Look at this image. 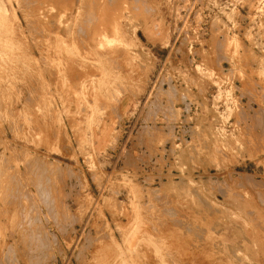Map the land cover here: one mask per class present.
<instances>
[{"label":"rangeland","instance_id":"rangeland-1","mask_svg":"<svg viewBox=\"0 0 264 264\" xmlns=\"http://www.w3.org/2000/svg\"><path fill=\"white\" fill-rule=\"evenodd\" d=\"M0 264H264V0H0Z\"/></svg>","mask_w":264,"mask_h":264},{"label":"bare ground","instance_id":"bare-ground-1","mask_svg":"<svg viewBox=\"0 0 264 264\" xmlns=\"http://www.w3.org/2000/svg\"><path fill=\"white\" fill-rule=\"evenodd\" d=\"M148 25L147 26H155V24H152V22L151 23H147ZM150 24H152V25H150ZM150 29V27L148 28V30ZM38 33V32H37ZM40 35V34H39ZM98 49V48H97ZM102 52H103V50H101ZM110 52V51H109ZM100 53V52H99ZM98 53V54H99ZM102 54V53H101ZM101 54H100V58H101ZM108 54H110V53H108ZM104 59V58H103ZM99 61V60H98ZM103 61V60H102ZM98 64V63H97ZM97 64H96V66H97ZM99 64H100V62H99ZM100 67V66H99ZM35 70V69H34ZM52 70V69H51ZM48 72V71H47ZM53 73V72H52ZM88 74V73H87ZM171 82V81H170ZM158 93V92H157ZM28 97V96H27ZM162 106V105H161ZM166 108V107H165ZM159 130V129H158ZM139 131V130H138ZM114 133V132H113ZM154 133V132H153ZM55 134V133H54ZM65 142V141H64ZM116 146V145H115ZM151 146V145H150ZM124 148V147H123ZM148 148V147H147ZM152 150V149H151ZM155 151V150H154ZM132 156V155H131ZM137 158V157H136ZM10 160V159H9ZM14 160V159H13ZM127 160V159H126ZM53 162V161H52ZM55 162V161H54ZM53 165V164H52ZM27 168V167H26ZM31 169V168H30ZM22 172V171H21ZM19 174V173H18ZM78 174V173H77ZM42 176V175H41ZM20 178V177H19ZM20 180V179H19ZM237 180V179H236ZM38 188V187H37ZM41 190V189H40ZM39 190V191H40ZM41 192V191H40ZM71 194V193H70ZM32 196V195H31ZM30 196V197H31ZM29 201H30V199H29ZM28 201V202H29ZM31 201H32V199H31ZM42 201V200H41ZM97 201V200H96ZM46 202V201H45ZM53 204V203H52ZM11 207V206H10ZM32 211V210H31ZM36 211V210H35ZM167 211V210H166ZM37 215V214H36ZM45 215V214H44ZM34 216V215H33ZM46 216V215H45ZM75 218V217H74ZM78 218V217H77ZM39 220V219H38ZM115 221V220H114ZM40 222V221H39ZM57 222V221H56ZM61 224V223H60ZM66 224V223H65ZM7 225V224H6ZM8 227V226H7ZM10 228V227H9ZM8 229V228H7ZM104 230V229H103ZM43 232V231H42ZM40 233H41V231H40ZM12 234V233H11ZM43 234V233H42ZM52 235V234H51ZM86 236V235H85ZM43 237V236H42ZM108 237V236H107ZM16 244V243H15ZM90 244V243H89ZM17 245V244H16ZM40 251V250H39ZM86 251V250H85ZM79 256V255H78ZM45 258V257H44ZM177 260V259H176ZM83 261V260H82Z\"/></svg>","mask_w":264,"mask_h":264},{"label":"built area","instance_id":"built-area-1","mask_svg":"<svg viewBox=\"0 0 264 264\" xmlns=\"http://www.w3.org/2000/svg\"><path fill=\"white\" fill-rule=\"evenodd\" d=\"M192 6L194 7V4L193 3H192ZM190 8H191V5H189L187 9H190Z\"/></svg>","mask_w":264,"mask_h":264}]
</instances>
